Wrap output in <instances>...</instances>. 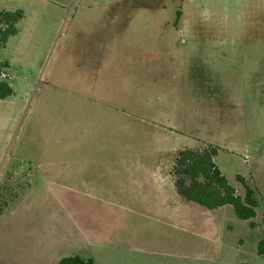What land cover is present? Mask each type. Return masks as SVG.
<instances>
[{"label": "rangeland", "instance_id": "1", "mask_svg": "<svg viewBox=\"0 0 264 264\" xmlns=\"http://www.w3.org/2000/svg\"><path fill=\"white\" fill-rule=\"evenodd\" d=\"M0 8L24 14L0 50L10 66L0 81L14 90L0 99V264L69 256L264 264V54L261 84L226 86L227 72L216 74L217 98L231 100L211 102L200 82L212 58L189 51L199 34L264 49V0H0ZM205 144L219 147L216 163L238 196L237 175L255 191L256 228L231 206L147 192L144 162L173 174L178 152Z\"/></svg>", "mask_w": 264, "mask_h": 264}, {"label": "trees", "instance_id": "2", "mask_svg": "<svg viewBox=\"0 0 264 264\" xmlns=\"http://www.w3.org/2000/svg\"><path fill=\"white\" fill-rule=\"evenodd\" d=\"M181 16L180 7L176 12V22ZM21 10L14 12L0 8V50L3 49L8 40L18 34V23L23 19ZM7 63L0 62L1 71L7 69ZM14 94L11 86L0 81V99H6ZM205 148L196 150L184 149L177 153L173 176L175 186L179 194L208 210H215L225 206H231L236 217L242 221H250V227L256 228L254 219L257 216L259 200L255 191L246 183V180L237 176V181L245 189V196L237 195L235 188L229 183L216 165L214 158L219 154V147L205 144ZM261 226L264 228V214L261 218ZM257 253L264 257V239L257 246ZM58 264H95L92 259L80 256L64 257Z\"/></svg>", "mask_w": 264, "mask_h": 264}, {"label": "crops", "instance_id": "3", "mask_svg": "<svg viewBox=\"0 0 264 264\" xmlns=\"http://www.w3.org/2000/svg\"><path fill=\"white\" fill-rule=\"evenodd\" d=\"M180 11H181V16H180L179 22H177L178 27L183 25V23H182L183 12H182L181 6H180ZM175 22H176V19H175ZM181 35H183V32H181ZM199 35L190 36V40H192V42H190V44H192V45L196 44V45L190 47L189 51L190 52L194 51L195 53H198V54H201L204 52L205 55L210 56V58H212V59H209L207 61V65H208L207 73H208V75L206 76V78L204 77L200 82L202 84V87L205 89V91L207 90L206 97H209V98H207L209 101L215 102L218 99L217 96L220 95L221 94L220 92L223 91V89H220L222 87H220L218 89L216 88L217 84L222 83L218 79V77H216V74L221 75V74L227 72L228 77L226 74H224L222 76V78H225L223 81H228L226 84L222 83L223 85H226V86H232L233 83H235L236 81H238L240 83V85L250 84V85L257 86V83L260 81L259 78H262V75L259 71L262 64H263L262 55L264 54V52H263L264 49L262 47L257 48L258 50L253 48L254 51H250L252 48H248V51L247 50H243V51L242 50H236V49H241V48L236 47L234 45L235 44L234 42L228 41L229 39H231V37H223L222 38V37H220L219 34H214L213 36H210L208 34L207 37H203V36H199ZM219 38H222L223 40L215 41V40H218ZM204 39H206V40L200 41V40H204ZM180 45L182 48L184 43L181 42ZM180 53L181 54L183 53V49L180 50ZM213 53L217 57H214ZM256 54H258V56H257L258 59L254 61L253 68H250L251 65H249L247 62L250 59L255 57V56H251V55H256ZM237 55L242 56V57L241 58H235V59L232 58V56H237ZM210 60H212V66H210V63H209ZM179 61L182 62L183 58L180 57ZM0 62H4V61L0 60ZM4 63H7V62H4ZM8 66H9V64H8ZM9 70H10V66L8 67V71ZM8 74L11 78V74L10 73H8ZM259 84H261V82H259ZM205 91H203V96L205 95ZM225 92H226V90H225ZM218 100L229 101V100H231V98L230 97H227V98L224 97V99L220 98ZM218 156L219 155H217L214 158L215 163H216L215 159ZM144 163L148 164V165H144L147 168L146 174H148V176H147L148 186L146 187L148 193L154 192L156 194H161V193H164V191L166 189H170L172 191H174V190L177 191V193L179 194V192L175 186V178H174L173 174L171 173L172 167H169V169H167V165L164 164L163 162H162V164H160V161H158V164H157V162L156 163L155 162H152V163L144 162ZM216 165L218 166L217 163H216ZM237 176H241V175H237ZM241 177H243V176H241ZM134 182L135 181H133L132 183H134ZM236 193H237V191H236ZM241 198H244V196H242ZM86 259H92L94 261V263L97 264L95 259L92 257L86 258Z\"/></svg>", "mask_w": 264, "mask_h": 264}, {"label": "built area", "instance_id": "4", "mask_svg": "<svg viewBox=\"0 0 264 264\" xmlns=\"http://www.w3.org/2000/svg\"><path fill=\"white\" fill-rule=\"evenodd\" d=\"M8 75L6 73H2V78L7 79Z\"/></svg>", "mask_w": 264, "mask_h": 264}]
</instances>
